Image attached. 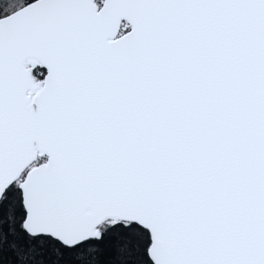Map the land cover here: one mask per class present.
<instances>
[{
    "label": "snow or ice",
    "instance_id": "6c2138e0",
    "mask_svg": "<svg viewBox=\"0 0 264 264\" xmlns=\"http://www.w3.org/2000/svg\"><path fill=\"white\" fill-rule=\"evenodd\" d=\"M0 264H264V0H0Z\"/></svg>",
    "mask_w": 264,
    "mask_h": 264
}]
</instances>
